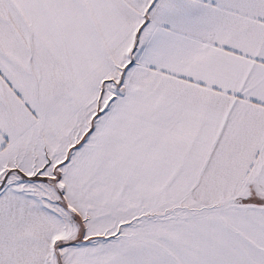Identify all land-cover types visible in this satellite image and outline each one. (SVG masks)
I'll return each instance as SVG.
<instances>
[{"label":"snow or ice","instance_id":"1","mask_svg":"<svg viewBox=\"0 0 264 264\" xmlns=\"http://www.w3.org/2000/svg\"><path fill=\"white\" fill-rule=\"evenodd\" d=\"M0 264H264V0H0Z\"/></svg>","mask_w":264,"mask_h":264}]
</instances>
